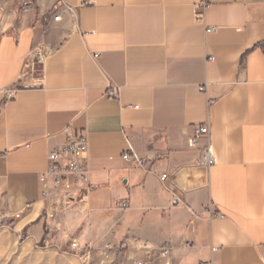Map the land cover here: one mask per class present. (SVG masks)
Returning a JSON list of instances; mask_svg holds the SVG:
<instances>
[{"label": "crops", "instance_id": "1", "mask_svg": "<svg viewBox=\"0 0 264 264\" xmlns=\"http://www.w3.org/2000/svg\"><path fill=\"white\" fill-rule=\"evenodd\" d=\"M3 88L16 94L0 109V214L32 240L48 152L83 131L74 245L155 254L149 264H264V0H0ZM201 125L209 169L207 139L186 144Z\"/></svg>", "mask_w": 264, "mask_h": 264}, {"label": "rangeland", "instance_id": "2", "mask_svg": "<svg viewBox=\"0 0 264 264\" xmlns=\"http://www.w3.org/2000/svg\"><path fill=\"white\" fill-rule=\"evenodd\" d=\"M50 196L43 214L44 235L38 240H32L26 227L16 226V216L5 218L0 214V264H149L145 261L156 257L154 254L147 260L136 259L125 246L116 248L107 244L103 247L94 242L74 247L86 220L84 190L71 194L60 188ZM79 217L81 225L69 237H64V220L71 222Z\"/></svg>", "mask_w": 264, "mask_h": 264}, {"label": "built area", "instance_id": "3", "mask_svg": "<svg viewBox=\"0 0 264 264\" xmlns=\"http://www.w3.org/2000/svg\"><path fill=\"white\" fill-rule=\"evenodd\" d=\"M195 11V19L198 21L202 17L203 5H197ZM58 18V17H56ZM209 28L208 30H213ZM204 90V88H201ZM16 94L14 88L0 89V109L5 102L10 100ZM205 137L207 139L206 145L200 150L201 153L198 157V165L209 169L214 163L215 159L211 150L209 139V129L207 125H201L196 128L194 133L187 138L186 144L189 148L198 146V141ZM87 137L83 131L66 132V139L63 142L56 143L53 148L48 152L47 164L48 166L40 174L39 180L43 186V194L50 196L55 191L60 190L70 191L71 194L75 193L78 189L85 190L84 182L88 174V158H87ZM125 158L128 156L125 155ZM161 180L166 178L165 174H161ZM174 203H177L174 201ZM126 204L123 203L122 207ZM74 244V243H73ZM74 247H77L76 245ZM161 256L168 255L166 250L160 251ZM138 264H144L139 262Z\"/></svg>", "mask_w": 264, "mask_h": 264}]
</instances>
